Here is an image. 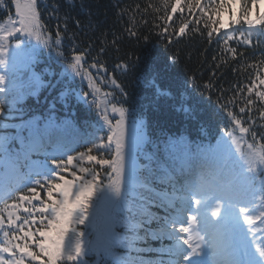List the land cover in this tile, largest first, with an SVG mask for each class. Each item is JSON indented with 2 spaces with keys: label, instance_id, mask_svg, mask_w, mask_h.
I'll use <instances>...</instances> for the list:
<instances>
[{
  "label": "snow or ice",
  "instance_id": "1",
  "mask_svg": "<svg viewBox=\"0 0 264 264\" xmlns=\"http://www.w3.org/2000/svg\"><path fill=\"white\" fill-rule=\"evenodd\" d=\"M182 2L160 0V7L148 5L154 12L163 9L164 15L159 19L164 21L162 34L169 43L172 36L185 35L190 24L195 25L192 31L199 33L200 21L204 20L202 27L207 31L209 42L216 34L218 41L223 40V51L231 53L235 60L237 49L230 46V41L248 46L253 31L264 32V12L252 16L253 8L264 0H250L252 7L248 6L249 0H209L203 5L202 0H186L190 16H195L196 9L200 13L191 21L183 19ZM12 3L18 19H9L7 25L0 24V67L7 70L22 58L34 59L38 49L31 44L33 39L45 48H55L57 62L64 66L58 83L71 70L73 78H87L92 89L91 92L77 91L66 84L61 89V99L67 106L74 95L78 103L95 108L98 119L86 137L66 140L65 135L58 136L54 150L45 152V159L39 163L31 161V152L43 150L44 136L51 138L53 118L48 119L43 131L38 122L28 121L15 136L0 135V264H86L83 257L109 255L117 246L133 247L140 238L137 230L155 219L148 211L144 193L154 194L169 210V215L160 218L159 230L152 233L157 239L174 240L166 249L172 257L169 264H264V136L258 142L257 133L251 127H244L233 112H228L240 133L251 134V143L242 145L244 137L234 135V130L221 136L214 145H196L195 150L182 138L169 141L170 154L180 161L178 174L172 175L176 169L164 171L161 183L170 184L171 191L156 192L149 177L137 165L141 132L132 119L134 112L124 106L127 101L112 103L108 99L112 93L105 92L103 102L97 99L100 89L96 79L102 82L103 77H93L83 66L90 49L77 47L71 58L65 56L61 51L60 26L57 25L55 33L47 30L41 20L39 0H12ZM56 7L53 5L54 12ZM136 7L139 9V5ZM225 11L230 13L227 22L222 18ZM177 12L181 14L179 27L169 33L170 22ZM241 20L248 26L244 31L231 27L240 25ZM128 32L136 35L131 28ZM232 32H239V37ZM104 52L101 48L89 65L98 74L101 70L107 73L104 63L98 59ZM140 59L136 57L137 62ZM143 59L146 70L154 72L151 53H145ZM135 66V63H120L116 68L127 71ZM5 81L6 76L0 74V85H4L0 93L7 94L9 88ZM110 84L119 89L121 96H127L114 78ZM43 85V79L33 73L29 87ZM211 87L205 85V88ZM245 88L247 97L243 96ZM235 90L244 103L239 113L251 114L252 106L259 102L258 119L264 120V70L257 71L248 85L235 86ZM89 96L91 100L87 99ZM229 103L235 104V97ZM181 107L188 114L195 112L191 104ZM3 112L4 101H0V115ZM245 122L255 124L251 117ZM25 129L29 133L27 137L23 135ZM16 141L20 144L19 150L13 147ZM78 147L83 150L76 151ZM25 168L28 170L23 171ZM132 190H139L135 200L128 198ZM21 210L24 215L19 214ZM125 212L128 214L124 215ZM80 226L91 231L80 230ZM119 228L124 232L118 231ZM129 231L131 236L127 234ZM86 235L94 239H85ZM127 264L143 262L128 260Z\"/></svg>",
  "mask_w": 264,
  "mask_h": 264
},
{
  "label": "trees",
  "instance_id": "2",
  "mask_svg": "<svg viewBox=\"0 0 264 264\" xmlns=\"http://www.w3.org/2000/svg\"><path fill=\"white\" fill-rule=\"evenodd\" d=\"M208 2L209 0H202V5ZM149 4L160 7V0H39V10L48 31L55 33L57 25L60 26L63 33L61 51L65 56L71 58L77 47L81 50L90 49L85 54L86 62L83 66L93 77H103L102 82L99 78L96 79V86L100 89L98 101H104L105 92L113 94L108 97L112 103L127 101L124 106L134 112L132 119L141 132L136 151L137 165L142 174L149 177L151 187L156 192H161L171 190L170 184L161 183L162 173L176 169L177 172L172 173L175 176L180 166L179 159L169 152V141L182 138L190 142L195 150L196 145L215 144L221 136L234 130V135L244 137L242 145L251 143V134L240 133L227 115L228 112H233L240 118L244 127H251L257 133L258 142L264 136V120L258 119L256 111L259 102L252 106L251 114L241 115L239 109L244 107V103L235 90V86L248 85L257 71L264 70V64H261L264 61V32L253 31L251 44L248 46L230 41V46L237 49V57L233 60L231 53L223 51V40L218 41L216 34L213 35L212 42H209L207 31L202 27L204 20L200 21L199 33L192 31L195 25L190 24L185 35L179 38L172 36V42L169 43L162 34L164 21L159 19V16L164 15L163 9L154 12L152 8H148ZM53 5L57 6L55 12ZM248 6L252 7L250 0ZM182 7L185 8V20H195L200 15L198 9L195 10V16L188 14L186 0H183ZM145 8L147 12L144 11ZM259 12H264V2L253 8L252 16L256 17ZM229 17V12L222 13L224 21H229ZM9 19H18L15 6L12 0H0V24L7 25ZM180 20L181 14L177 12L173 22H170L172 27L168 29L169 33L174 28L178 29ZM231 27L244 31L248 26L241 20L240 25L233 24ZM129 28L136 32L135 36L129 35ZM231 34L237 37L240 35L239 32ZM145 37L148 38L147 41ZM31 44L38 49L34 59L17 62L14 68L10 66L7 70L0 67V74L6 76L5 84L9 88L7 94L0 93V101H4V112L0 115V135L15 136L24 122L28 121L38 122L43 131L48 119L53 118L55 124L51 129V138L44 136L43 150L31 152V161L39 163L45 159V152L54 150L58 136L63 134L66 140H72L91 133L98 113L86 103H78L74 95L66 106L60 96L61 89L68 84L77 91L91 92L88 79L82 80L80 76L73 78L71 70H68L66 79L58 83L64 66L57 62L55 48H45L34 39ZM101 48L105 52L98 59L104 63L107 73L101 70L98 74L89 65L97 58ZM145 53H151L154 72L146 70L143 59ZM136 57L141 59L137 62ZM223 60H227V63H222ZM120 63H135L136 66L124 71L116 68ZM251 64L258 67L250 68ZM33 73L43 79V86L29 87ZM112 78L123 87L127 96H121L119 89L111 86ZM206 84L212 87L205 88ZM248 95L245 88L243 96ZM234 97L235 104L229 103ZM251 98L256 99L254 94H251ZM87 99L91 100L92 96ZM182 104L185 107L191 104L195 112L188 114L182 109ZM220 105H225V108ZM103 106L101 103V107ZM249 117L255 120L254 125L245 122ZM23 135H29L27 129ZM13 147L19 150V142L16 141ZM82 150L83 148H76V151ZM137 191L139 190L128 193L129 200L136 199ZM144 195L148 198L145 201L148 211L155 219L137 230L140 238L135 240L134 246H117L111 254L101 257L94 254L83 257L86 264H127L128 260L142 261L143 264H169L172 257L166 249L174 240L167 237L157 239L152 235L159 230L162 224L160 218L169 215V210L160 204L154 194ZM19 214L24 215L22 210ZM80 230L91 231L81 229V226ZM117 230L124 232L123 228ZM127 234L131 236L132 232ZM85 239H94V236L86 235Z\"/></svg>",
  "mask_w": 264,
  "mask_h": 264
},
{
  "label": "rangeland",
  "instance_id": "3",
  "mask_svg": "<svg viewBox=\"0 0 264 264\" xmlns=\"http://www.w3.org/2000/svg\"><path fill=\"white\" fill-rule=\"evenodd\" d=\"M26 60H29V59H20L18 62H25ZM205 145H209V144H205ZM211 145H214V144H211ZM171 191V190H170ZM81 229H84V226H81Z\"/></svg>",
  "mask_w": 264,
  "mask_h": 264
}]
</instances>
